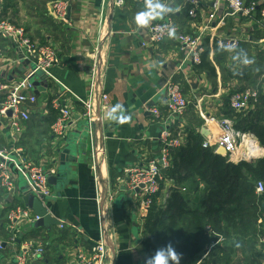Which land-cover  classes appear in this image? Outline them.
I'll use <instances>...</instances> for the list:
<instances>
[{
  "label": "crops",
  "instance_id": "0c3cea01",
  "mask_svg": "<svg viewBox=\"0 0 264 264\" xmlns=\"http://www.w3.org/2000/svg\"><path fill=\"white\" fill-rule=\"evenodd\" d=\"M56 1L0 0V20L22 27L30 40L51 47L57 58L49 70L51 77L40 82L35 105L25 109L28 120L18 121L16 129L10 127L11 115L0 120V148L21 149L23 157L48 176L57 175L64 162L66 174L64 181H57L55 186L48 184L51 198L44 202L37 199L59 226L36 228L23 222L12 232L7 214L17 205L26 208L29 188L11 165L15 194L0 188V264H14L18 254L25 256L27 264H79V256L87 258L103 233L90 142L78 101L87 97L90 54L101 41L106 58L103 88L109 97L110 116L102 126L105 139L99 159H105L103 177L108 190L115 194L111 220L116 230L105 264H146V213L141 216L137 211L124 171L157 160L163 132L169 133L171 139H179L180 147L187 132L200 134L205 129L208 137L215 136L218 129L204 124L198 116L200 99L205 114L219 121L228 119L225 110L230 107L232 95L256 91L257 99L240 111L245 117L239 124L245 125L246 120L247 124L264 126V17L261 13L232 15L225 4L213 12V0H123L120 8L115 5L118 0H63L67 4L66 23H59L52 8ZM149 2L172 7L173 11L162 13V19L140 28L135 16L146 10ZM191 9H195L193 16ZM211 14L214 18L210 21ZM162 22H170L178 34L201 36L213 73L197 68L198 64L181 49L176 34L159 45L152 44L149 26ZM211 36L237 40L239 48L211 49ZM245 58L254 63H244ZM29 68L14 45L0 36V81L22 80ZM168 81L179 87L187 102L182 116L174 115L169 108L163 91ZM33 93L34 90L28 92ZM54 102L71 114L70 127L60 140L52 135L49 122ZM117 105L122 112L112 111ZM151 109L158 112V117L150 113ZM122 116L128 117L123 124L119 122ZM260 150L263 158L264 148L260 146ZM39 248L43 253L35 256Z\"/></svg>",
  "mask_w": 264,
  "mask_h": 264
},
{
  "label": "built area",
  "instance_id": "2783aa9c",
  "mask_svg": "<svg viewBox=\"0 0 264 264\" xmlns=\"http://www.w3.org/2000/svg\"><path fill=\"white\" fill-rule=\"evenodd\" d=\"M196 7V1L191 2ZM221 4H225L231 11L232 15L241 14L249 16L255 13V3L248 6L243 0H213V12H216ZM120 8L124 5L123 0L115 3ZM53 13L59 23H66L67 4L63 0H58L53 4ZM195 9L190 10V16L194 15ZM264 17V9L260 12ZM214 15L209 16L211 21ZM175 30L177 41L181 49L187 53V57L195 64H199L201 56L206 49L201 45V36L192 37L188 35L178 34L177 30L170 22L154 23L149 26L150 42L159 45L165 41L170 30ZM205 31L207 28L204 29ZM0 36L14 45L20 52L22 61H28L33 64L35 71H39L49 79L50 68L56 62V53L49 46H40L35 44L27 36L22 27L11 24L7 21H0ZM211 49L235 51L239 48V42L233 39H214L213 36L209 40ZM101 44V45H100ZM90 54L92 61L89 73V85L87 97L78 100L83 108L82 119L86 125V138L90 142L91 166L94 174L96 186V203L99 207V221L101 226V237L87 253V258L79 256V264H105L108 255L109 245L113 244L116 237V230L111 220V209L113 207L115 194L108 190L103 177L102 165L105 159H99V155L103 151L104 135L102 126L107 116H110L109 97L104 92L103 84L106 79L105 55L103 54V42L101 41ZM33 90L28 78L16 81L14 83H5L0 81V95H4L0 102V120L9 119L10 127L16 129L18 121L28 120V107H32L36 103L33 94H28ZM167 103L174 115L182 116L187 109V102L182 95L181 90L175 83L168 81L163 88ZM257 99V93L253 90H244L237 92L230 98V108L234 111H242L246 109L249 103ZM202 100L197 103L198 116L206 125H214L218 129L215 136L205 138L202 147L205 149H213L214 152L222 147L225 150L228 161L232 164L240 162H248L251 158L261 159L259 155L253 154V149H260L258 142L253 134L243 132L235 128L232 121L228 119L215 120L205 114L202 110ZM54 110L58 111V118L51 127L52 135L56 139H64L71 124V114L68 110L61 109L57 102L53 103ZM154 117H158V112L154 109L150 110ZM161 151L157 160H152L140 167L130 168L124 171L126 176V187L131 193L136 203L137 211L147 213L153 206H160L162 209L166 207L170 201L172 191L175 185L163 178V171L170 167L171 151L180 147L179 139H171L169 133L163 132L160 135ZM250 142V147L246 143ZM243 146V147H242ZM98 164V167L97 165ZM13 165L20 175L23 177L29 188L30 194L41 202L52 197L50 187L47 182V173L41 167L27 161L18 148H0V188L7 194H15V184L13 179ZM101 165V166H100ZM102 179L105 183V191L102 188ZM183 189L181 192H185ZM263 192L261 183L256 185V193ZM104 194V196H103ZM39 218L33 215L22 205L12 208L7 214L8 228L13 232L18 224L26 222L35 225ZM141 222V218H140ZM260 245L264 247V232L260 239ZM43 251L39 248L34 255H41ZM264 253V249H263ZM14 264H27L23 254L15 256Z\"/></svg>",
  "mask_w": 264,
  "mask_h": 264
},
{
  "label": "trees",
  "instance_id": "16d2710c",
  "mask_svg": "<svg viewBox=\"0 0 264 264\" xmlns=\"http://www.w3.org/2000/svg\"><path fill=\"white\" fill-rule=\"evenodd\" d=\"M244 3H255L257 15L264 9L263 0ZM207 54L197 68L213 73ZM50 114L52 126L58 112L50 108ZM244 117L230 107L225 110L236 129L253 134L264 148V126L246 120L240 125ZM203 142L199 133L187 132L183 146L171 151L163 178L175 189L164 209L155 205L145 215L147 254L171 243L182 256L180 264H264V157L232 164L203 148ZM257 183L263 186L260 194Z\"/></svg>",
  "mask_w": 264,
  "mask_h": 264
},
{
  "label": "water",
  "instance_id": "95a60500",
  "mask_svg": "<svg viewBox=\"0 0 264 264\" xmlns=\"http://www.w3.org/2000/svg\"><path fill=\"white\" fill-rule=\"evenodd\" d=\"M26 64L29 65V70L22 76L24 78H28V80L30 81L31 87L34 90L33 95H38L39 92L41 91L40 89V82L41 80L44 82H47L48 78L46 75H44L43 73L39 72V71H35V67L33 64H30L28 61H26ZM36 79L40 80V81H35ZM10 115V113H9ZM201 136L203 138L208 137V132L205 129H202L200 132ZM217 156H221V157H226V153L224 148L220 147L218 148L215 152H214ZM256 160V158H251L248 162H252ZM98 167V164H96ZM64 162H61V168L59 169L57 175H49L47 178V182L50 186H55L57 181L61 180L64 181L65 180V172H64ZM102 188H103V192L105 191V183H103L102 181ZM104 196V194H103ZM27 204H26V208H28L29 210L33 211L34 215L37 216L39 218V220L36 222L35 227L36 228H50L51 226H59V223L57 221H54V219L51 218V216L47 213V211L42 207L41 203L35 198L33 197L30 192H28L27 194V198H26ZM264 207V205H263ZM108 245L110 248H112V244H110V242H108ZM149 257H145L144 261H147Z\"/></svg>",
  "mask_w": 264,
  "mask_h": 264
},
{
  "label": "clouds",
  "instance_id": "9594fccd",
  "mask_svg": "<svg viewBox=\"0 0 264 264\" xmlns=\"http://www.w3.org/2000/svg\"><path fill=\"white\" fill-rule=\"evenodd\" d=\"M176 11H178V8H175ZM166 11H173L172 7L169 6H162L160 3H147L146 4V10L141 11L136 14L135 16V23L138 27L143 28L147 26L152 20L161 18L162 19V13ZM175 34V30H170L168 35L169 37H173ZM244 63H254V60H249L245 58ZM123 111L119 105L114 107L112 109L113 112L115 111ZM128 117L122 116L119 119V122L121 124L125 123L127 121ZM182 259V256L180 253L176 251V249L173 247L171 243H168L164 247L158 248L155 253L150 256L146 264H180Z\"/></svg>",
  "mask_w": 264,
  "mask_h": 264
},
{
  "label": "bare ground",
  "instance_id": "6f19581e",
  "mask_svg": "<svg viewBox=\"0 0 264 264\" xmlns=\"http://www.w3.org/2000/svg\"><path fill=\"white\" fill-rule=\"evenodd\" d=\"M250 145H251L250 142H247V143H246V146H247V147H250ZM242 147H243V146H242ZM252 151H253V154H255V155H259V154L261 153V150L258 149V147L255 148V149H253Z\"/></svg>",
  "mask_w": 264,
  "mask_h": 264
},
{
  "label": "rangeland",
  "instance_id": "374dc122",
  "mask_svg": "<svg viewBox=\"0 0 264 264\" xmlns=\"http://www.w3.org/2000/svg\"><path fill=\"white\" fill-rule=\"evenodd\" d=\"M185 193H186V192H185ZM185 193H184V194H185Z\"/></svg>",
  "mask_w": 264,
  "mask_h": 264
}]
</instances>
